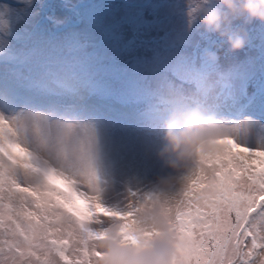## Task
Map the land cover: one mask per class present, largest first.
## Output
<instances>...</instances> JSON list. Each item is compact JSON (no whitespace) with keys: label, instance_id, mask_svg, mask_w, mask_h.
<instances>
[{"label":"snow or ice","instance_id":"snow-or-ice-1","mask_svg":"<svg viewBox=\"0 0 264 264\" xmlns=\"http://www.w3.org/2000/svg\"><path fill=\"white\" fill-rule=\"evenodd\" d=\"M188 16L190 26L191 11ZM258 59L250 60L242 81L264 70ZM77 74V63L49 72L62 85ZM16 87L32 91L47 89V83L17 81ZM17 95L14 87L0 83V264H94L98 250L92 242L102 238L100 229L108 223L123 243L139 246L138 214L165 197L157 189L132 191L123 207L107 204L93 167L95 128L70 109L18 105ZM211 96L222 114L211 117L225 144L221 152L198 160L193 179L197 184L211 179L216 195L198 200L187 195L188 189L166 198L174 234L170 264H258L264 255V94L243 110L223 89ZM65 222L73 230L60 231L57 226ZM74 232L80 237L78 248L73 247Z\"/></svg>","mask_w":264,"mask_h":264},{"label":"rangeland","instance_id":"rangeland-1","mask_svg":"<svg viewBox=\"0 0 264 264\" xmlns=\"http://www.w3.org/2000/svg\"><path fill=\"white\" fill-rule=\"evenodd\" d=\"M19 1L12 5L0 0V78L15 88L17 81H44L45 92L33 91H55L66 106L74 105L81 94L96 87L103 97L130 99L148 111L164 108L172 100L176 101L173 106L180 107L178 98L186 97L192 104L212 107L213 97L200 94L204 80L208 79L214 91L229 93L232 101L250 60H264V23L253 20L246 24L243 18L233 19L230 27L247 29L244 48L231 52L222 43L214 61L207 54H193L194 43L222 38L207 32L198 20L189 26L188 9L195 0H150L138 8L126 5L125 0H95L84 9L82 26L58 35L30 31L41 0ZM64 5L56 1L57 20L70 15ZM219 7L227 11L225 6ZM68 63H77V77L66 85L54 83L49 72L59 73ZM58 78L62 79L63 73ZM162 113L157 116L160 122L113 118V114L110 118L78 119L96 130L93 167L100 195L107 204L123 207L130 192L153 189L158 177L170 173L157 155L167 112ZM255 132L259 135L261 129L257 126ZM203 187V183L193 181L187 195L195 196Z\"/></svg>","mask_w":264,"mask_h":264},{"label":"clouds","instance_id":"clouds-1","mask_svg":"<svg viewBox=\"0 0 264 264\" xmlns=\"http://www.w3.org/2000/svg\"><path fill=\"white\" fill-rule=\"evenodd\" d=\"M220 5L227 8L223 11ZM192 12L191 24L196 20L207 32L218 33L226 38L231 52L244 48L246 33L243 28L232 29L233 19L243 18L245 22H264V0H195L188 13ZM191 26V25H190ZM210 59H216L210 53ZM225 138L216 127L214 118L204 115L199 109L174 111L163 125V136L157 155L170 173L158 177L153 189L165 199L155 205H148L138 214L141 231L139 246H130L117 236V228L111 223L100 229L101 239L92 243L98 250L94 264H170L174 251V234L171 230L169 195H180L191 188L198 160L203 156L221 152ZM205 187L195 196L198 200H210L216 195L211 179L202 182ZM60 231H71L73 225L65 222L57 226ZM130 237H125L128 239ZM80 237L74 232L73 247L78 248ZM264 264V255L258 261Z\"/></svg>","mask_w":264,"mask_h":264},{"label":"trees","instance_id":"trees-1","mask_svg":"<svg viewBox=\"0 0 264 264\" xmlns=\"http://www.w3.org/2000/svg\"><path fill=\"white\" fill-rule=\"evenodd\" d=\"M47 0H41V2H40V7H42L43 6V4L46 2ZM56 1H59V2H63V1H61V0H52V8L54 9V6H55V4H56ZM64 4L65 5H67L66 4V2H64ZM64 5V6H65ZM36 14H38L37 13V11H36ZM36 14L33 16V18H32V22H31V24H30V31H35V32H37L38 34L40 33V34H43V33H45V34H48L49 35V33H48V31L46 30V27H43V29L44 30H42V32L40 31H36V30H31V27H32V23H33V21H34V18H35V16H36ZM75 28H78V27H76V26H74V25H70L68 28H66L65 30H53V34L54 35H58V34H61V33H65V32H67V31H70L71 29H75ZM211 88L213 91H214V88H213V86L209 83V82H206L205 84H203V86H202V88H201V91H200V94L201 95H204V94H206L205 93V91H207V89L208 88ZM181 99V101H183V99L182 98H180Z\"/></svg>","mask_w":264,"mask_h":264},{"label":"bare ground","instance_id":"bare-ground-1","mask_svg":"<svg viewBox=\"0 0 264 264\" xmlns=\"http://www.w3.org/2000/svg\"><path fill=\"white\" fill-rule=\"evenodd\" d=\"M92 3H93V1H92Z\"/></svg>","mask_w":264,"mask_h":264}]
</instances>
